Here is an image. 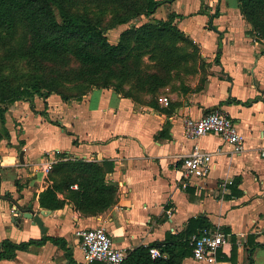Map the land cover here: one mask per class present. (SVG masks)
Masks as SVG:
<instances>
[{"label":"crops","instance_id":"crops-1","mask_svg":"<svg viewBox=\"0 0 264 264\" xmlns=\"http://www.w3.org/2000/svg\"><path fill=\"white\" fill-rule=\"evenodd\" d=\"M163 7L164 18L173 11L184 15L176 20L178 26L211 63L202 89L181 92L168 104L160 101L159 107L139 104L112 87L93 89L80 100L64 101L59 94L35 97L34 107L46 109L49 118L35 112L30 100L10 105L6 124L11 137L0 141V241L62 236L71 255L47 241L0 264H92L79 247L80 228L104 227L127 254L139 245L163 242L168 231H183L191 218L200 216L212 228L229 231L230 241L219 256L231 255L232 236L240 264L247 262L254 241L248 235L264 242V41L249 32L238 0H166ZM230 97L242 102H226ZM212 108L237 121L245 137L241 152L215 133L186 135L184 118L200 117ZM196 145L213 153L215 165L206 178L184 187L183 157ZM54 151L112 159L110 178L118 183V202L97 215H84L71 202L56 210L42 208L38 194L48 185L46 165ZM225 180H239L242 193L228 197L232 182L224 190ZM20 205L40 213L47 230L25 217ZM259 250L264 248H255V264H264ZM182 264L232 262L201 261L192 255Z\"/></svg>","mask_w":264,"mask_h":264},{"label":"trees","instance_id":"trees-1","mask_svg":"<svg viewBox=\"0 0 264 264\" xmlns=\"http://www.w3.org/2000/svg\"><path fill=\"white\" fill-rule=\"evenodd\" d=\"M87 1L114 4L119 10L111 22L104 25L100 18L75 9L77 4ZM164 1L0 0V46L11 44L19 28L23 29L25 37L18 47L12 46V62L0 63V141L11 137L6 114L10 105L19 100H30L34 107V96L46 99L52 94H59L64 101L80 100L93 89L110 87L122 93L121 85H114V79L135 80L137 90H144L155 97L159 88L168 83L171 68H165L166 72L162 76L158 71L146 70L136 61L145 52L164 47L167 38L187 39L186 33L176 22L184 15L173 11L166 19L151 17L141 24L132 21L134 18L151 16ZM238 7L251 25L249 32L259 34L264 41V0H238ZM123 24L129 26L121 32L118 42H110L107 29ZM190 42L197 51L199 47L191 38ZM216 61L219 62V55ZM18 63L23 64L20 73L15 70ZM69 83H75L77 92L66 91ZM123 95L139 102L133 93ZM226 102L242 101L230 97ZM245 103H250V100ZM145 104L159 107L158 100L154 99ZM34 111L49 118L46 109L37 110L34 107ZM57 156L58 160L47 176L48 185L38 194L42 208L56 210L71 202L82 214L97 215L118 202V183L110 178V173L115 169L112 159H89L65 151H60ZM238 183L239 180L232 182V193L228 197L242 193L237 188ZM25 207L18 206L23 211ZM204 228H212L210 221L205 216L193 217L183 231H168L163 242L139 245L130 250L124 264H182L186 257L193 255L190 236ZM224 231L229 232L227 229ZM248 238L254 241L248 248L247 262L243 264H255L254 250L256 247L264 248V242L256 241V234H250ZM47 241L63 248L67 256L71 255L64 237L45 234L41 238L19 242L10 238L2 239L0 261L14 259L18 251L28 250L33 244L42 245ZM231 242V255H218L217 258L240 264L237 238L232 236ZM151 247L159 248L161 256L153 257ZM92 264L99 262L94 261Z\"/></svg>","mask_w":264,"mask_h":264},{"label":"built area","instance_id":"built-area-1","mask_svg":"<svg viewBox=\"0 0 264 264\" xmlns=\"http://www.w3.org/2000/svg\"><path fill=\"white\" fill-rule=\"evenodd\" d=\"M256 37H260L256 33ZM159 100L165 104L169 103L167 96H161ZM187 136L197 138L207 133L219 135L224 142L234 146L235 151L244 149L245 137L240 131L237 121L228 113L218 108L206 112L200 117L186 116L183 120ZM264 139V129L261 133ZM60 151H54L53 156L49 154L47 171L52 169L56 162V155ZM264 153V152H263ZM214 156L210 151L203 150L199 146L183 157L182 177L183 185H196L197 179L206 178L214 168ZM232 181L225 180L222 183L224 190ZM199 184H197L198 186ZM74 188L77 185H73ZM79 236V247L86 261H98L105 264H124L126 253L114 245L113 237L101 226L92 228H80L77 230ZM229 236L220 228H204L198 233L190 236V244L193 246V256L201 261L216 262L219 251L229 243ZM153 257L161 256L157 247L150 248Z\"/></svg>","mask_w":264,"mask_h":264},{"label":"rangeland","instance_id":"rangeland-1","mask_svg":"<svg viewBox=\"0 0 264 264\" xmlns=\"http://www.w3.org/2000/svg\"><path fill=\"white\" fill-rule=\"evenodd\" d=\"M165 2L166 1L159 4L151 16H142L139 19L134 18L132 22L141 24L149 20L151 17L164 18L162 16L166 14V10L164 7L162 8V5ZM75 9L87 12L95 18H100L104 25H108L114 14L119 10V8L114 6V4L95 1L79 3L75 6ZM166 18H168V16H166ZM128 26L129 24H123L108 28L106 34L110 42L117 43L121 32ZM24 40V31L22 28H19L11 44L0 46V63L9 64V62H12L13 57L10 55L12 46L18 47V45L23 43ZM196 45L199 47L197 43ZM136 62H140L146 70L158 71V73L162 76L166 72L165 68H171L168 83L164 87L159 88V93L155 95V97H153L151 93L144 90H137L135 88V80L128 79L121 81L119 79H114V85L120 84L123 94L133 93L137 96L135 98L138 99V103L142 105H147L145 104L146 101L153 99L156 101L158 100V103H160L159 98L161 96H167L170 102L172 101V97L174 95L180 94L181 92L200 91L206 79L211 74V63L205 60L200 47L196 51V48L190 42V37L188 35L187 39L167 38L165 40L164 47L154 49L152 52H145ZM20 69H23V64L18 63L15 70L17 73H20ZM65 89L69 93H74L77 92L78 88L75 86V83H69ZM57 160L58 156L56 155V161ZM259 251L258 256L261 253H264V250Z\"/></svg>","mask_w":264,"mask_h":264},{"label":"water","instance_id":"water-1","mask_svg":"<svg viewBox=\"0 0 264 264\" xmlns=\"http://www.w3.org/2000/svg\"><path fill=\"white\" fill-rule=\"evenodd\" d=\"M214 109H216V108H212L211 110H214ZM20 160H21V162H24V151H21V153H20ZM22 214L27 218L33 219V221L39 225V227L42 229V231L47 230L46 226L44 225V221H43L40 213H37L32 209H25L22 212Z\"/></svg>","mask_w":264,"mask_h":264}]
</instances>
